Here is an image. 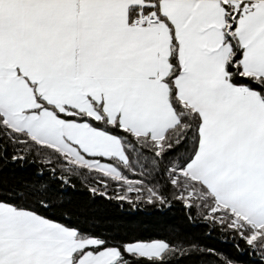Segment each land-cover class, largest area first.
<instances>
[{
	"label": "snow or ice",
	"instance_id": "1",
	"mask_svg": "<svg viewBox=\"0 0 264 264\" xmlns=\"http://www.w3.org/2000/svg\"><path fill=\"white\" fill-rule=\"evenodd\" d=\"M0 264H264V0H0Z\"/></svg>",
	"mask_w": 264,
	"mask_h": 264
}]
</instances>
